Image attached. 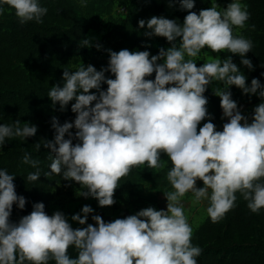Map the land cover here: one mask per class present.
<instances>
[{"label":"clouds","instance_id":"9594fccd","mask_svg":"<svg viewBox=\"0 0 264 264\" xmlns=\"http://www.w3.org/2000/svg\"><path fill=\"white\" fill-rule=\"evenodd\" d=\"M176 2L188 12L183 23L163 15L138 21L139 28L147 26L145 36L166 38L171 45L167 49L161 47L156 55L148 50L108 49L107 67L64 68L62 86H52L47 96L54 106L59 103L60 111L75 100L71 104L75 119L61 124L53 116V138L35 143L37 150L42 145L50 149V171L43 175L54 173L78 182L87 189L79 195L95 198L99 206L116 203L114 191L134 166L163 167L160 160L165 153L172 164L167 180L174 189L163 192L166 210L149 206L111 222L92 215L95 225L74 229L63 212L49 215L44 203L37 202L30 214L13 222V205L24 209L26 198L16 192L15 175L0 168V264H198L203 250L192 243L193 228L182 197L191 192L195 202L208 201L206 211L212 222L236 207L237 193L253 213L264 208V83L252 78L247 84V76L232 55H217L200 66L196 59L205 48L215 53L227 50L254 71L246 56L253 41L235 34V29L246 27L249 6L243 0H231L222 8L211 0L212 6L197 14L190 11L195 0ZM78 3L87 7L88 0ZM5 5L21 24L43 23L48 12L40 0H0V16L5 14ZM84 44L91 46L89 39ZM106 72L114 78L106 77ZM153 73L154 79L146 78ZM214 81L223 84L214 92L220 97L223 117L228 118L222 131L211 122L204 95ZM233 85L261 99L251 123L232 98ZM206 117L208 122L198 131ZM37 131L36 124L21 125L19 119L0 123V149L13 137L26 140ZM22 162L36 169L27 180H39V161L25 152ZM197 180L203 181V187L196 186ZM93 212L90 205H84L83 215L73 214L71 220L85 225ZM70 247L78 250L76 257L70 256Z\"/></svg>","mask_w":264,"mask_h":264},{"label":"trees","instance_id":"16d2710c","mask_svg":"<svg viewBox=\"0 0 264 264\" xmlns=\"http://www.w3.org/2000/svg\"><path fill=\"white\" fill-rule=\"evenodd\" d=\"M172 7H169V3ZM248 4L250 19L246 27L239 29L236 35H243L253 41L254 47L246 56L252 60L254 71H249L240 64V57L230 54L227 50L220 53L221 58L232 55L233 61L247 76L246 83L252 78H259L264 83V0H243ZM41 6L48 12L42 18L43 23L30 21L21 24L14 10L5 5V14L0 16V123H12L19 119L21 125L30 122L38 126L37 134L22 140L13 137L6 141L0 149V168H6L15 175L14 184L18 195L26 198L24 209L13 205L10 220L19 219L33 210V204L43 202L45 211L49 213V204L58 187H72L84 190L78 182L63 179L62 175H43L50 171V149L41 146L37 150L35 143L41 139H52L54 130L51 128V118L57 117L60 123L74 121L76 114L71 107L60 111L59 103L53 105L47 96L50 88L56 84L62 86L64 68L69 69L70 59L80 57L87 60L100 70L107 67L108 49L120 51L148 50L156 55L161 47H170L164 37L145 36L147 26L139 28L140 19H149L153 15H163L169 19H177L183 23L187 11L179 8L176 0H88L87 7H81L78 0H40ZM124 6L127 10L124 17L113 15L114 7ZM203 9L202 0H195V7L190 11L197 14ZM106 19L108 31L101 39L100 51L106 53L105 59H88L89 47L84 44L87 32L95 29L100 19ZM252 25H255L253 28ZM203 63L197 60V66ZM106 77L114 78L110 72ZM155 73L147 79H154ZM217 88H223L222 82L214 81L204 95L208 98L207 109L211 114V122L219 130L222 119L220 97L215 95ZM106 90L107 85L102 84ZM95 89L90 92H95ZM232 98L236 100L239 88L231 86ZM254 101H257L255 98ZM95 102H93L94 104ZM208 117L198 125L202 127L208 122ZM71 131L75 133L76 129ZM67 138V136H66ZM73 143H76L74 140ZM31 153L32 159L39 161L41 176L37 181H28L27 175L35 172L31 165L24 164V153ZM161 168H145L134 166L129 174L122 177L114 194L129 196L134 194L132 187L145 183L154 190H174L167 180V172L172 167L169 157L161 154ZM197 187H203V181L197 180ZM236 207L228 211L224 218L212 222L207 215L193 230L192 243L202 248L197 258L198 264H264V208L259 213H253L247 207V201L237 193ZM69 254L76 257L78 250L69 248ZM54 264V261H50Z\"/></svg>","mask_w":264,"mask_h":264},{"label":"rangeland","instance_id":"374dc122","mask_svg":"<svg viewBox=\"0 0 264 264\" xmlns=\"http://www.w3.org/2000/svg\"><path fill=\"white\" fill-rule=\"evenodd\" d=\"M217 4L220 7H226L231 0H216ZM203 9H208L212 6L211 0H202ZM107 20L102 18L99 20L98 25L95 29H91L87 32L86 39H89L90 45L88 59L90 58H98L105 59L107 56L106 53L100 51L101 47L97 49L95 47L96 44L102 45L101 39L108 31ZM239 31V28L235 29V33ZM205 52L208 55H205ZM220 55V53L212 52L210 49H203L200 56L196 58L197 60H202L203 62L208 61L209 59L215 58V56ZM88 60L84 62L80 57H73L70 59L69 70H76L82 64L84 66L88 65ZM257 98V101H254ZM238 104V107L241 110L242 115H245L249 118V123L252 120V114L254 108L261 102V99L257 95H248L243 94L242 90L239 89L237 98L235 100ZM75 100L70 101L69 105L66 107L70 108L71 104L74 103ZM228 122L227 117H223L222 111V119L219 123V130H223V124ZM147 168V165H142L140 167V171H143ZM134 194L129 196H119L114 194V199L116 203L111 206H99L98 201L89 196L84 197L79 195L84 190H77L72 187H58L55 189L53 194V199L49 204V213L52 215L55 211H61L65 214L69 223L72 227L75 228H83L86 227L87 224L95 225V221L92 220V215H100L105 222L114 221L117 218H124L128 215L135 214L141 209L147 208L149 206L154 207L156 210L167 208V199L164 196L163 192H168L164 190H154L150 188L149 185L144 182L139 185V187H132ZM173 191V190H170ZM182 203L184 204L185 214L189 218V223L191 224L193 230L203 221V219L208 215L207 207L208 201L195 202L194 195L189 192L184 197L181 198ZM84 205H90L94 212L89 214L88 220L85 225H80L76 221L71 220V216L76 213H81V208ZM81 215H83L81 213Z\"/></svg>","mask_w":264,"mask_h":264},{"label":"built area","instance_id":"2783aa9c","mask_svg":"<svg viewBox=\"0 0 264 264\" xmlns=\"http://www.w3.org/2000/svg\"><path fill=\"white\" fill-rule=\"evenodd\" d=\"M126 8L124 6L116 5L113 9V15L116 17H124L126 15Z\"/></svg>","mask_w":264,"mask_h":264},{"label":"crops","instance_id":"0c3cea01","mask_svg":"<svg viewBox=\"0 0 264 264\" xmlns=\"http://www.w3.org/2000/svg\"><path fill=\"white\" fill-rule=\"evenodd\" d=\"M167 48H168V47H167ZM167 48H166V49H167Z\"/></svg>","mask_w":264,"mask_h":264}]
</instances>
